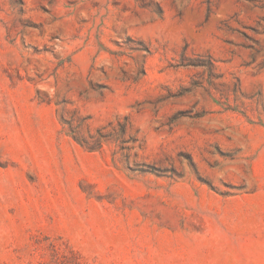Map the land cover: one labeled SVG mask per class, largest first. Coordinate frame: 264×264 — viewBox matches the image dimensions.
Masks as SVG:
<instances>
[{
  "label": "rangeland",
  "instance_id": "1",
  "mask_svg": "<svg viewBox=\"0 0 264 264\" xmlns=\"http://www.w3.org/2000/svg\"><path fill=\"white\" fill-rule=\"evenodd\" d=\"M0 264H264V0H0Z\"/></svg>",
  "mask_w": 264,
  "mask_h": 264
},
{
  "label": "trees",
  "instance_id": "2",
  "mask_svg": "<svg viewBox=\"0 0 264 264\" xmlns=\"http://www.w3.org/2000/svg\"><path fill=\"white\" fill-rule=\"evenodd\" d=\"M181 63L184 65H199V66H205L211 73L214 71V64L213 61L211 59H208L207 62H203L202 60H196L194 62H189L187 60V58H182L181 59ZM141 72H143V69L141 70ZM127 120H125L124 122H119L118 125L120 127V130L122 132L125 131L126 127H127ZM74 135V134H73ZM110 134L109 133H104L102 132L100 129L97 130V136L94 140V143L92 144H88L87 142H85V140L79 138L78 136H73L79 143H81L83 146H85V148L89 149V150H93L96 149L98 147L101 146V143L104 139L108 138ZM121 137V136H120Z\"/></svg>",
  "mask_w": 264,
  "mask_h": 264
}]
</instances>
